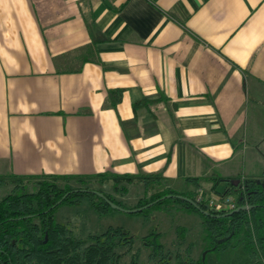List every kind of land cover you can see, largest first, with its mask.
<instances>
[{
  "label": "crops",
  "instance_id": "0c3cea01",
  "mask_svg": "<svg viewBox=\"0 0 264 264\" xmlns=\"http://www.w3.org/2000/svg\"><path fill=\"white\" fill-rule=\"evenodd\" d=\"M0 171L260 178L264 0H0Z\"/></svg>",
  "mask_w": 264,
  "mask_h": 264
},
{
  "label": "trees",
  "instance_id": "16d2710c",
  "mask_svg": "<svg viewBox=\"0 0 264 264\" xmlns=\"http://www.w3.org/2000/svg\"><path fill=\"white\" fill-rule=\"evenodd\" d=\"M165 99V96L162 97ZM35 178L37 188L32 192L19 189L26 179ZM77 178L82 184L91 180L101 182L121 179L126 181H143L146 190L134 208L153 203L143 208L160 205L168 200L177 201L187 212L197 213L202 224V251H217L227 246H241L245 252L255 258L253 264H264V172L258 178L233 180L217 174L188 176L185 181L198 187L205 199L197 200L192 191H178L167 186L159 173L116 174L104 171L95 174H49L41 176H24L14 173L0 175V182H15L14 189L0 198V264H115L118 254L115 247L131 246L133 235L125 228L108 227L99 234H90L86 238L75 237L70 230L56 220L55 212L61 205L75 204L81 197H87L89 205L99 213H105L112 207L93 189L82 185L72 187L69 179ZM63 180L60 185L59 180ZM226 180L227 185L219 194L218 200L232 197L235 207L249 205L248 209H240L232 214L210 206L207 208L211 191L216 185ZM210 182L211 187L205 188L204 182ZM157 185L159 187L154 188ZM122 192L127 191L121 186ZM102 192L113 202L121 205L108 193ZM166 194H181L193 199L204 210V213L190 202L176 196L161 197ZM122 206V205H121ZM138 212V211H137ZM184 227H177L179 238H183ZM71 233V234H70ZM159 233L152 231L141 237L143 245L150 247V258L155 264H207L205 256H191L190 251H164L159 240ZM128 264H138V253H134Z\"/></svg>",
  "mask_w": 264,
  "mask_h": 264
},
{
  "label": "rangeland",
  "instance_id": "374dc122",
  "mask_svg": "<svg viewBox=\"0 0 264 264\" xmlns=\"http://www.w3.org/2000/svg\"><path fill=\"white\" fill-rule=\"evenodd\" d=\"M6 174H9V172L0 171V175ZM134 176L139 178V175ZM59 182L60 185L63 184L62 179ZM69 184L74 188L87 185L93 190L101 189L127 209L134 208L138 199L150 191L146 190L144 182L139 180L126 181L121 179L118 182L115 180L104 182L91 180L86 184H82L81 181L74 178L69 179ZM203 184L206 186L208 181ZM14 186L15 182L12 181L0 182V198L11 192ZM121 186H126L127 191L122 192ZM189 186L186 189L179 185L174 187L176 190L179 189L178 191H192L196 194L200 191L198 187L191 184ZM157 187L159 186H154V188ZM36 188L35 178L30 177L26 179L24 186L19 189L32 192ZM222 191L223 188L212 190L211 198L217 199L219 197L218 193ZM55 218L58 222L63 223L72 235L80 238H86L90 234H99L108 227L120 226L127 229L133 235L132 245L115 247V252L118 254L115 264H128L134 253H138V264H155L149 255L151 248L141 242V237L152 231L159 233V240L165 252L172 251L175 253L187 249L194 258H197L200 254L204 255L207 264H253L255 261V258L245 252L241 246H227L217 251H202V224L199 215L194 212H187L174 200H168L160 205L148 208L144 212H125L109 208L105 213H99L89 205L88 198L85 196L81 197L78 203L61 205L55 212ZM177 227L185 228L183 238H179L177 235Z\"/></svg>",
  "mask_w": 264,
  "mask_h": 264
},
{
  "label": "water",
  "instance_id": "95a60500",
  "mask_svg": "<svg viewBox=\"0 0 264 264\" xmlns=\"http://www.w3.org/2000/svg\"><path fill=\"white\" fill-rule=\"evenodd\" d=\"M94 191H95V193H97L99 196L103 197V198L108 202V204H109L112 208L119 209V210H123V211H125V212H137V211H141L143 208L148 207V206H150L151 204H153V203L151 202V203H148V204H146V205H144V206H141V207L131 208V209L129 208V209H127V208H124V207L120 206L119 204L113 202L112 200H110V199H109L108 197H106L102 192H100V191H96V190H94ZM170 196H176V197H178V198H181V199H183V200H186V201L190 202L191 204H193L194 206H196L197 208L201 209L204 213H209L208 210H204V209H202V208L200 207V205H199L197 202H195L193 199H191V198H189V197H187V196L181 195V194H166L165 196L161 197L160 199H163L164 197H170ZM206 207L208 208V207H209V204H206ZM248 208H250L249 205H240V206H236V207H234V208H229V206L226 205V206L220 208V210H224V211H226V214H232L233 212H237V211H239L240 209H248ZM203 256H204V255H203Z\"/></svg>",
  "mask_w": 264,
  "mask_h": 264
},
{
  "label": "built area",
  "instance_id": "2783aa9c",
  "mask_svg": "<svg viewBox=\"0 0 264 264\" xmlns=\"http://www.w3.org/2000/svg\"><path fill=\"white\" fill-rule=\"evenodd\" d=\"M197 200H203L205 199L204 195L202 194L201 191H199L196 195ZM208 204L210 206L216 207V208H222L226 205L229 206V208H234L235 207V200L232 197H226L222 200H214L213 198H209Z\"/></svg>",
  "mask_w": 264,
  "mask_h": 264
}]
</instances>
